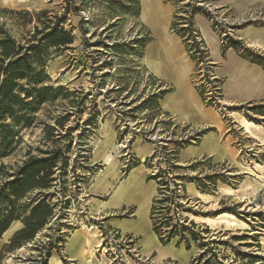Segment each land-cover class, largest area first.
<instances>
[{
	"label": "rangeland",
	"instance_id": "1",
	"mask_svg": "<svg viewBox=\"0 0 264 264\" xmlns=\"http://www.w3.org/2000/svg\"><path fill=\"white\" fill-rule=\"evenodd\" d=\"M164 1L167 0H160L156 6L155 0L150 4L145 0H74L78 13H66L64 25V29L74 37V43L59 52L48 51L44 71L50 78L47 84L52 88L62 87L75 93L38 107L29 127L14 129L13 151L0 159V164L5 167L4 173L16 171L30 157L41 159L55 155L58 162L53 170L55 181L49 190H33L15 204L14 216L18 219L10 226L19 223L20 228L6 240L3 235L0 237V264H53V261L86 264L79 258L73 261L65 253V246L75 231H83L80 236L90 242V246L85 247L84 257H89L91 264H264V103H223L222 90V104L217 107L202 101L214 108L227 126H232L235 120L240 125L241 121H248V117L258 122L257 125L251 122L258 127H251L250 134L244 130L245 134L233 130L237 150L234 159L216 162L203 157L183 162L198 151L192 147L194 143L179 150L176 161L171 163L179 169L171 168L168 175L163 176L160 173L168 167L160 147L171 151L174 146L170 142L188 138L202 130L178 124L170 117L178 129L165 131L157 124L163 119L150 118L146 111H133L150 94L170 90L148 71L161 75L166 69L165 62L158 55L159 50L154 56L155 51L152 53L149 48L147 56L150 53L153 59L149 58L153 62L161 63V74L148 66L147 56L145 63L148 69L145 67L144 47L132 43L136 39H152V30L161 36L168 21L164 6L169 3ZM135 2L138 3L137 10ZM201 4L209 15L205 18L212 31L220 39V46L225 43L224 36H228L264 57V47L250 44L242 33L248 29L247 33L264 39V4H255L243 11L218 7L211 0H201ZM169 5L174 7V12L177 10V5ZM63 8L64 0H0V26L20 40L37 24L39 13L62 15ZM149 10L158 16L160 24L143 16ZM112 45L118 47L110 49ZM161 45L164 46L162 41L159 42ZM186 74L184 70L181 73L177 71L176 82H183ZM196 80L194 65L191 84L198 93ZM219 81L222 87V81ZM71 101H76V104L72 106ZM258 106L261 109L257 112L261 114L255 115L250 110ZM229 107L233 111L228 110ZM148 147L150 155L140 161L136 153L141 154ZM103 152L112 158L107 170ZM200 161V166L188 169ZM138 166L146 168L148 174L143 176V180L146 185L154 187L155 196L150 201V209L158 197V183L163 178L174 180L180 187L177 192L180 198L175 205H168L172 216L170 224L182 225L185 222V225H194L186 226L189 230L184 232L177 228L165 246L156 240L149 241L151 236L145 235L144 190L132 194L137 205L136 216L130 208L114 212L110 210L112 204L105 203L108 196L118 193L124 186L127 173ZM101 172L106 176L104 180L111 178L105 194L95 190V178ZM184 176L203 182L206 176L215 177L214 185L205 183L210 192L206 195H210L213 202L205 206L191 199L189 196L194 195L195 184H184L176 178ZM149 177L152 180H148ZM223 188L230 191L229 195L224 196ZM128 194V191L121 193V201L130 200ZM37 200L48 203L51 215L31 240L13 244L14 235L23 228V222L30 217ZM224 214L232 215L237 227L218 221L210 227L192 222L195 221L193 217L217 218ZM162 215L156 216L155 223L161 225L160 234L167 236L172 230L170 226L161 224ZM132 219L134 223L129 221ZM114 222L130 224L129 230L115 229ZM183 239L189 245L188 250ZM143 240L149 243L147 249ZM176 251L181 253L178 260L174 258Z\"/></svg>",
	"mask_w": 264,
	"mask_h": 264
},
{
	"label": "trees",
	"instance_id": "2",
	"mask_svg": "<svg viewBox=\"0 0 264 264\" xmlns=\"http://www.w3.org/2000/svg\"><path fill=\"white\" fill-rule=\"evenodd\" d=\"M185 1L187 3L183 7H179ZM192 1L198 0H167L164 3L177 5V10L172 17L173 21L170 25V31L182 40L188 57L196 67L203 57V52L199 50L198 45L193 40L192 33L195 32L197 34L194 29L193 17L202 15L209 18V15L202 8L191 5ZM134 4L137 10L138 3L135 2ZM78 10V7L74 6V0H64L62 15H49L47 12L39 13L37 24H34L31 31H28L25 37L20 40L15 39L0 26V159L8 157L13 151L14 138L16 137L14 129L29 127L33 122V115L38 107L44 103L53 102L58 98L66 97V95L73 96L75 93L68 92L62 87L52 88L48 85L50 78L45 73L44 66L48 51L59 52L74 43V37L69 31L64 29V25L67 21L66 13L77 14ZM184 25L186 26L183 27ZM79 26L80 28L82 27V22L79 23ZM150 41V38L147 40L136 39L132 43L134 45L140 44L141 47L145 48ZM224 41L225 43L220 46L222 57H224L228 49H232L240 59L258 66L264 71V57L253 53L250 49L243 47L239 41H235L228 36H224ZM201 43L203 44V41ZM117 47V45H112L110 49H116ZM204 52L207 55V50ZM169 92L170 90H161L150 94L133 111H146L149 113L150 118L158 117L163 119L157 124L161 125L165 131L169 128L178 129V126L172 122L171 118L166 113L161 112L158 104L162 97ZM71 104L73 106L76 101H71ZM227 109L233 111L232 107ZM258 109H261V107L252 108L250 111L254 112L255 115H260L261 113L257 112ZM247 119L256 125L258 124L255 120H250L248 117ZM184 129L186 130L187 128L185 127ZM204 133L202 131L186 140L170 142L174 146L171 151L164 146L160 147L161 154L164 155V162L168 167L166 171H162L160 174L162 176L168 175L169 169H179V167L171 164L176 161L178 151L197 143L199 137ZM57 164L55 155H49L41 159L30 157L13 172L2 173L5 167L0 164V237L10 224L18 219L14 216V208L19 200L33 190H49L51 188V184L55 181L53 179V170L57 167ZM201 164V161L196 162L188 169L192 170ZM176 178L183 181L184 184H195L196 190L202 194L210 193L206 189L205 183L214 185L215 182V177L207 176L204 177V182L200 179L186 176ZM148 180H152V178L149 177ZM170 183L172 184L171 188H169ZM179 188L176 181H169L163 178L158 183V197L152 202L149 214L151 228L162 246L169 242L177 228H181L180 232H184L189 230L186 226H194L193 224L185 225V222L182 225L179 223L170 224L172 216L168 205H175V201L180 198L177 193ZM165 193L167 195H164ZM160 205L164 207L162 209L157 208ZM51 212L52 209L46 201L37 200L31 209L30 217L23 222V228L14 235L12 243L31 240L45 224ZM159 214H163V222L161 224L171 227L172 231L167 236L160 234L161 225L155 223L156 216ZM183 242L185 243V249L188 250L187 241L183 239Z\"/></svg>",
	"mask_w": 264,
	"mask_h": 264
},
{
	"label": "crops",
	"instance_id": "3",
	"mask_svg": "<svg viewBox=\"0 0 264 264\" xmlns=\"http://www.w3.org/2000/svg\"><path fill=\"white\" fill-rule=\"evenodd\" d=\"M211 1L218 7L230 8L237 11H243L255 4H264V0ZM159 2L160 0H155V5L159 6ZM164 10L168 13V21L165 30L159 37L150 27L153 35L151 41L148 42L144 48L143 59L144 65L148 69L145 63V58L147 56V50L151 48L152 53H154L155 51L154 56H156V51L159 50L158 55L162 58V61L165 62L166 69L164 70V72L161 70L163 72L162 74L160 73L161 75H156L153 71L148 69L150 74L154 78H156L162 85L170 88V92L165 94L158 103L161 112L166 113L178 124L189 126V128L193 130L197 129L205 131V134H203L198 139V142L195 145H192V147H196L198 151H196V153L189 158L184 159L183 162L193 161L203 157H207L216 162L234 159L237 150L234 146L235 140L233 130L236 129L240 132H243V128L238 125L236 120L232 122V126H227L226 122L222 120V118L214 108L207 106L202 102L197 91L191 84V74L194 69V63L186 54L181 39L174 33H170V25L174 13V7L166 4V6H164ZM193 24L195 29L199 32V35L207 49L210 63L211 65H213L212 70L214 76L222 81L221 90L223 103H264V71L258 66L249 64L246 61L240 59L232 49H228L225 52L224 57H222L220 53V39L214 34L210 22H208V20L204 16L195 15L193 17ZM247 30L248 29L242 31L243 37L250 44L264 47V39L259 38L255 34H251L249 32L247 33ZM160 41L163 42V47L159 46ZM149 56L153 58V56H151L149 53L146 58V62L149 59ZM183 70L187 74L186 76H184L183 82L177 83L176 72L179 71L181 73L183 72ZM243 134L245 133L243 132ZM150 153V148L148 147L145 152L141 153L140 155L136 153V155L140 160V158H147ZM145 169L146 168H144L143 166H138L131 169L124 178V186L119 189L118 193L115 192L112 196H108L105 203L112 204L110 207L111 211L116 212L122 211L124 208H130L131 211H133L134 216H136L137 205L132 200V194H137L140 193L141 190H144L142 200L144 201V213L147 221V223L143 226L146 232L145 235L147 237L151 236V238H148L150 239L149 241H152L154 239L158 243L157 237L152 231L149 219L150 201L155 196V191L154 187L152 188L151 186L146 185L143 180V176L148 174ZM115 179L117 180V178ZM110 182L111 178L106 179L104 183H102L100 186H97V189L95 190L104 194L105 192L108 193ZM120 182H122V180ZM138 183L142 186L139 185L138 187ZM194 189L196 188L194 187ZM126 191H128V195L131 197V199L128 201H121V193H124ZM189 197L195 200L197 203H202L201 200L196 198L193 194ZM211 203L212 201L210 199L207 201V204H202L208 206ZM133 220L134 219L129 221L134 223ZM192 222H194V224L202 225L201 223L196 221ZM215 223L217 224L218 222ZM129 225L127 226L115 224L114 222V227L117 230H121L122 228L129 230ZM126 233L136 235L131 232ZM180 254L181 253H179V251H176V253H174V258L178 260Z\"/></svg>",
	"mask_w": 264,
	"mask_h": 264
},
{
	"label": "bare ground",
	"instance_id": "4",
	"mask_svg": "<svg viewBox=\"0 0 264 264\" xmlns=\"http://www.w3.org/2000/svg\"><path fill=\"white\" fill-rule=\"evenodd\" d=\"M147 3L150 4V2L152 0H145ZM145 2V3H146ZM146 5V4H145ZM147 6V5H146ZM150 11V10H149ZM144 12L143 16H147V17H150L151 19V22L152 23H155V24H160V19L158 18V16L154 15V13H151L150 12ZM143 13V12H142ZM162 16V15H161ZM166 16V15H165ZM166 19V18H165ZM165 25V24H164ZM167 25V24H166ZM162 46V45H161ZM152 58V57H151ZM153 59V58H152ZM147 64L150 68H152L157 74H160L161 73V70H162V66H161V63H159V61L157 60H154V62L149 58L147 60ZM183 77V76H182ZM241 127L243 128L244 132L245 133H249L250 134V129L251 127H258L254 124H252L251 122H248V121H241ZM112 138L109 140L110 141V145L111 147L114 146L112 143ZM106 146V145H105ZM121 146V145H120ZM122 147V146H121ZM116 148V147H115ZM98 149V148H97ZM187 150V149H186ZM96 153V152H95ZM99 154V153H98ZM104 154V165L106 166L105 170H107L110 166V164L112 163V158L111 156L106 153V152H103ZM140 155V154H139ZM192 155V154H191ZM142 156V155H141ZM144 156V155H143ZM141 161H143L144 159L143 158H140ZM119 171V170H118ZM137 172V171H136ZM134 173V172H133ZM131 174V173H130ZM135 174V173H134ZM133 174V175H134ZM138 174V173H137ZM136 175V174H135ZM131 176V175H130ZM105 175H104V172H101L96 178H95V187L97 186H100L102 183H104V179H105ZM138 177V176H136ZM128 180V179H127ZM136 180V179H135ZM139 180V179H138ZM137 181V180H136ZM120 182V181H119ZM132 182V180H131ZM139 184L138 183V187H139ZM142 186V185H141ZM224 187V186H223ZM226 188V187H225ZM113 192V191H111ZM233 192V191H232ZM106 193V192H105ZM194 195L196 198L200 199L202 203L204 204H207V201L210 200L211 196L210 195H206V194H202L198 191H193ZM222 193L224 194V196H227L229 195L230 191L229 190H226V189H222ZM150 200V199H149ZM212 200V199H211ZM148 201V200H147ZM144 202V201H143ZM142 202V203H143ZM213 202V200H212ZM140 205V204H139ZM144 209V208H143ZM193 219L201 224H204L206 226H213L214 223L216 221L218 222H221L222 223H225V224H228L229 226H232V227H237V224L233 218L232 215H228V214H224V215H221V216H218L217 218H201V217H193ZM224 224V225H225ZM128 226V225H127ZM20 228V224L19 223H14L12 224L4 233H3V238L4 240L8 239L14 232H16L17 230H19ZM125 229V228H124ZM131 229V228H130ZM89 230H87L88 232ZM80 232H82V235H83V231H75L74 233H72L71 237L69 238L67 244H66V250H65V253L66 254H69L70 255V258L73 260L75 258H79L81 259L82 262H86V264H91V261L89 259V257L85 258V254H84V251H85V247L86 245L87 246H90V242L89 240L85 237H81L80 236ZM154 240V239H153ZM144 247L145 249H147L149 247V243L148 241L144 242ZM164 251V250H162ZM167 252V251H166ZM83 255V256H82ZM159 255V254H158ZM82 256V257H81ZM161 257V256H160ZM74 261V260H73ZM186 261V260H185ZM53 264H59V262H56V261H53L52 262Z\"/></svg>",
	"mask_w": 264,
	"mask_h": 264
},
{
	"label": "built area",
	"instance_id": "5",
	"mask_svg": "<svg viewBox=\"0 0 264 264\" xmlns=\"http://www.w3.org/2000/svg\"><path fill=\"white\" fill-rule=\"evenodd\" d=\"M186 3H187V1H185L182 4H186ZM191 5H195L196 7H200L202 9L204 8L203 4H201V0L192 1ZM203 10H206V9H203ZM185 26L186 25H184L183 27H185ZM194 29H195V27H194ZM192 36H193L194 42L198 45L199 50L203 52L202 59L196 65L197 80H196L195 86L198 89V93H199L202 101L205 104L211 105L213 107H217L218 105L222 104L220 102L221 101L220 100L221 99V83L217 79V77L214 76V73L212 70L213 65H211V63H210L208 52H207V55L204 52L207 49L205 48V45H203L204 43L203 44L201 43L202 39L199 35V32L197 31V34L195 32H193ZM193 136H194V134L189 135L188 138H191ZM188 138L179 139L178 141L186 140ZM159 140L160 139H158V141ZM191 142L194 143L193 141H191ZM162 144L163 143H161V145Z\"/></svg>",
	"mask_w": 264,
	"mask_h": 264
}]
</instances>
